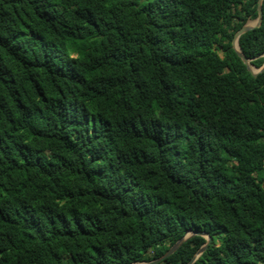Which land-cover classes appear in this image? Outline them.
<instances>
[{
	"label": "trees",
	"instance_id": "1",
	"mask_svg": "<svg viewBox=\"0 0 264 264\" xmlns=\"http://www.w3.org/2000/svg\"><path fill=\"white\" fill-rule=\"evenodd\" d=\"M261 26L239 39L264 66ZM259 0H0V264H264ZM194 235L157 264H190Z\"/></svg>",
	"mask_w": 264,
	"mask_h": 264
},
{
	"label": "water",
	"instance_id": "2",
	"mask_svg": "<svg viewBox=\"0 0 264 264\" xmlns=\"http://www.w3.org/2000/svg\"><path fill=\"white\" fill-rule=\"evenodd\" d=\"M262 4H263V0H259V18H258V22L256 26H250V25H245L239 32H237V34L235 35L234 41H233V46L236 49V51L238 52L239 56L242 58L243 62L247 65V67L249 68V70L251 72H253L255 75H257L258 73H261L264 71V66L263 68L259 69L257 72H254L251 68V64L250 61L244 56V54L241 52L240 46H239V39L240 37L247 33L248 31L257 28L259 26H261L262 21H263V9H262ZM236 42L238 43V47L236 46ZM188 233H191L190 236H188ZM186 236L184 238H182L179 242H177L173 247H171L165 254L164 256H162L161 258H159L156 261H153V264H157V263H161L162 261L166 260L167 258H169L171 255H173L188 239H190L192 236L194 235H203L207 237V243L199 250V252L197 253V256L190 262V264H192L198 256H200L202 254V252L206 249V247L209 245V243L211 242V237L202 234V233H197L194 231H189Z\"/></svg>",
	"mask_w": 264,
	"mask_h": 264
},
{
	"label": "rangeland",
	"instance_id": "3",
	"mask_svg": "<svg viewBox=\"0 0 264 264\" xmlns=\"http://www.w3.org/2000/svg\"><path fill=\"white\" fill-rule=\"evenodd\" d=\"M257 22H258V20H251V21L248 22V25H250V26H256L257 25ZM251 68H252V70L254 72H257L258 71V69H256L253 66H251ZM190 235H191V233H188V236H190Z\"/></svg>",
	"mask_w": 264,
	"mask_h": 264
},
{
	"label": "bare ground",
	"instance_id": "4",
	"mask_svg": "<svg viewBox=\"0 0 264 264\" xmlns=\"http://www.w3.org/2000/svg\"><path fill=\"white\" fill-rule=\"evenodd\" d=\"M236 46L238 47V43L236 42Z\"/></svg>",
	"mask_w": 264,
	"mask_h": 264
}]
</instances>
